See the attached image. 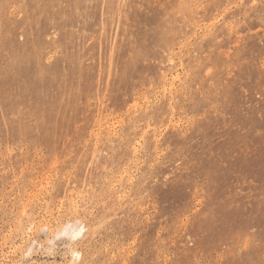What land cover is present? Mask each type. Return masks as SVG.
<instances>
[{
    "label": "rangeland",
    "instance_id": "374dc122",
    "mask_svg": "<svg viewBox=\"0 0 264 264\" xmlns=\"http://www.w3.org/2000/svg\"><path fill=\"white\" fill-rule=\"evenodd\" d=\"M0 264H264V0H0Z\"/></svg>",
    "mask_w": 264,
    "mask_h": 264
},
{
    "label": "bare ground",
    "instance_id": "6f19581e",
    "mask_svg": "<svg viewBox=\"0 0 264 264\" xmlns=\"http://www.w3.org/2000/svg\"><path fill=\"white\" fill-rule=\"evenodd\" d=\"M26 152V151H25ZM64 161V160H63Z\"/></svg>",
    "mask_w": 264,
    "mask_h": 264
}]
</instances>
